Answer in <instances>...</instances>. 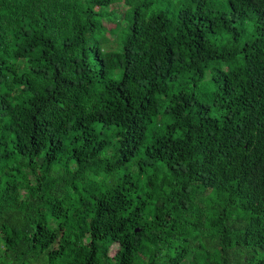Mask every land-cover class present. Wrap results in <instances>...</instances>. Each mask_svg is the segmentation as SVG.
<instances>
[{"label": "trees", "instance_id": "trees-1", "mask_svg": "<svg viewBox=\"0 0 264 264\" xmlns=\"http://www.w3.org/2000/svg\"><path fill=\"white\" fill-rule=\"evenodd\" d=\"M180 1L0 0V264H264V0Z\"/></svg>", "mask_w": 264, "mask_h": 264}, {"label": "rangeland", "instance_id": "rangeland-1", "mask_svg": "<svg viewBox=\"0 0 264 264\" xmlns=\"http://www.w3.org/2000/svg\"><path fill=\"white\" fill-rule=\"evenodd\" d=\"M181 4L180 0H156L154 3L153 9H165L168 13L171 14V12L175 9H178L179 5ZM131 6V5H130ZM113 8H117L119 11L123 12V14L129 10V6L127 5H115L112 6ZM114 252V250L112 251Z\"/></svg>", "mask_w": 264, "mask_h": 264}]
</instances>
